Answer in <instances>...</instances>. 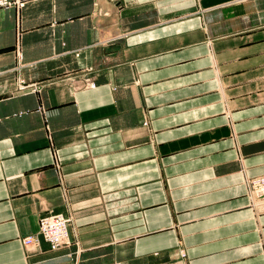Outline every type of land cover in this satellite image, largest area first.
<instances>
[{"label":"crops","instance_id":"1","mask_svg":"<svg viewBox=\"0 0 264 264\" xmlns=\"http://www.w3.org/2000/svg\"><path fill=\"white\" fill-rule=\"evenodd\" d=\"M25 2L0 9V264H264V0Z\"/></svg>","mask_w":264,"mask_h":264},{"label":"built area","instance_id":"2","mask_svg":"<svg viewBox=\"0 0 264 264\" xmlns=\"http://www.w3.org/2000/svg\"><path fill=\"white\" fill-rule=\"evenodd\" d=\"M25 0H0V9L25 5ZM94 85L91 83L90 87ZM24 87L23 83L20 88ZM249 195L253 198V203L264 207V175L254 177L247 182ZM69 218L61 213L46 214L40 217L38 231L41 237L49 243L52 249H59L71 244L68 233ZM25 243H33L36 240L28 237ZM183 255V253H181ZM76 264V263H74Z\"/></svg>","mask_w":264,"mask_h":264}]
</instances>
